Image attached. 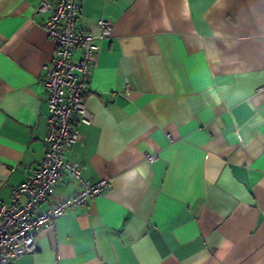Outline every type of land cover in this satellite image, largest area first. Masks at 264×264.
<instances>
[{
	"label": "crops",
	"instance_id": "obj_1",
	"mask_svg": "<svg viewBox=\"0 0 264 264\" xmlns=\"http://www.w3.org/2000/svg\"><path fill=\"white\" fill-rule=\"evenodd\" d=\"M39 3L0 0V200L8 206L45 150L40 77L55 47ZM79 4L80 31L111 26L94 40L84 97L92 121L75 120L81 138L63 160L110 187L68 209L11 264H264V0ZM79 189L66 171L54 199Z\"/></svg>",
	"mask_w": 264,
	"mask_h": 264
},
{
	"label": "built area",
	"instance_id": "obj_2",
	"mask_svg": "<svg viewBox=\"0 0 264 264\" xmlns=\"http://www.w3.org/2000/svg\"><path fill=\"white\" fill-rule=\"evenodd\" d=\"M40 10L49 12L42 27L55 47L52 58L43 64L40 77L48 108L45 150L25 181L12 190L11 204L8 206L0 200V264H11L20 256L33 253L37 235L42 230L54 224L68 209L102 195L111 183L109 179L89 183L82 177L78 161L63 160L64 150L81 138L75 120L86 124L92 121L84 97L94 56L99 50L94 40L102 36L111 22L100 20V32L95 36L76 26L79 0H54L53 3L40 0ZM75 48L81 53L73 62L71 56ZM129 89L126 83V91ZM152 159L154 155L148 157ZM66 171L79 182L80 189L70 196L54 199L56 186ZM21 198H25V202Z\"/></svg>",
	"mask_w": 264,
	"mask_h": 264
}]
</instances>
